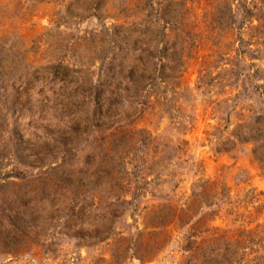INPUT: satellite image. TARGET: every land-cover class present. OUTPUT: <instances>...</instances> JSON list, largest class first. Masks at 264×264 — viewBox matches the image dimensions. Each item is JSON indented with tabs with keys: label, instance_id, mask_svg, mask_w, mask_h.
<instances>
[{
	"label": "rangeland",
	"instance_id": "obj_1",
	"mask_svg": "<svg viewBox=\"0 0 264 264\" xmlns=\"http://www.w3.org/2000/svg\"><path fill=\"white\" fill-rule=\"evenodd\" d=\"M0 264H264V0H0Z\"/></svg>",
	"mask_w": 264,
	"mask_h": 264
}]
</instances>
